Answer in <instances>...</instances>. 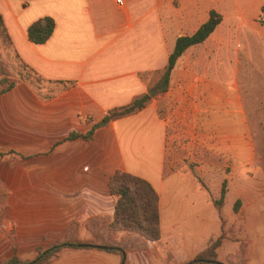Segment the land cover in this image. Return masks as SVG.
Returning a JSON list of instances; mask_svg holds the SVG:
<instances>
[{"label":"crops","instance_id":"1","mask_svg":"<svg viewBox=\"0 0 264 264\" xmlns=\"http://www.w3.org/2000/svg\"><path fill=\"white\" fill-rule=\"evenodd\" d=\"M262 9L264 0H124L122 6L115 0H0L7 37L1 44L19 69L0 75L13 83L0 94V261L13 255V244L20 259H34L37 247L66 234L84 241L101 234L116 246L124 233L106 226L114 212L108 182L116 171L145 180L156 192L160 239L127 248L124 258L99 247L65 248L50 264H167L164 247L174 264L187 263L217 238L213 200L220 190L211 197L183 171L185 162L208 179L216 158L249 163L254 150L238 69L213 72L208 57L191 54L217 32L233 33L230 21L237 22V35L247 36L234 43L236 50H264V38L250 37L264 34L255 21ZM210 11L220 15L219 25L184 51L166 91L155 93L175 40L192 35ZM42 17L54 20V30L35 45L26 30ZM20 66L45 86L24 79ZM142 95L149 97L143 108L95 128L92 139L67 140ZM183 175L193 188L171 185ZM69 224L74 228L66 231Z\"/></svg>","mask_w":264,"mask_h":264},{"label":"rangeland","instance_id":"2","mask_svg":"<svg viewBox=\"0 0 264 264\" xmlns=\"http://www.w3.org/2000/svg\"><path fill=\"white\" fill-rule=\"evenodd\" d=\"M255 21L259 24L258 19ZM230 23L232 24L228 29L233 33L226 35L224 33L226 28L217 32L207 43L195 47L191 58L204 60L208 57L211 60L213 72L227 70L232 74V70L238 69V79L242 87V104L248 120L254 159L249 163L234 164L227 157L216 158L213 161V171L208 179L200 178L199 171L194 169V164L188 162H185L183 171L191 172V175L207 188L211 197L212 194H216L217 189L220 190L222 181L226 180L225 204L223 201L219 214L217 212L220 220L219 235L222 234L223 239L221 245L216 249L215 259L222 264H264V50H236L234 43L238 40L243 41L247 36L237 35L235 33V30H238L237 22L230 21ZM259 36L264 38L263 32L259 30L250 35L254 39ZM1 37L0 31V75L10 76L17 71L18 67L14 66L13 60L7 56L4 45L1 44L3 42ZM228 42L229 48H227ZM222 43H224L223 47H221ZM251 59L253 63L257 64L256 66H252L249 61ZM20 71H22L21 68ZM2 80L6 79L3 77ZM35 85L45 86L41 82H37ZM175 180L171 184L174 187L193 188L186 175ZM218 198L219 195L215 196V200ZM236 200L239 201V205L237 210L233 211ZM196 201L201 202V196L197 195ZM196 206L198 207V205ZM209 212L206 210V218H204L206 221H203V227H207ZM211 216L214 220L215 216ZM195 227H200L199 221L196 222ZM209 229L215 230V227H209ZM132 242L130 237H126L122 240V245L126 247ZM201 242L198 241L199 245ZM221 246L223 248L217 255ZM167 251L169 250L165 247L160 249L164 262ZM180 264H184V262Z\"/></svg>","mask_w":264,"mask_h":264},{"label":"trees","instance_id":"3","mask_svg":"<svg viewBox=\"0 0 264 264\" xmlns=\"http://www.w3.org/2000/svg\"><path fill=\"white\" fill-rule=\"evenodd\" d=\"M264 10L262 9V12ZM221 22V17L214 11L209 12L208 19L203 23L192 35L178 37L175 40L174 48L168 57L167 65L163 75L154 86L155 93L165 92L178 58L182 56L184 51L190 46L202 44L216 29ZM258 22L264 26V16H259ZM54 30V20L50 17H42L32 22L26 30L28 40L40 45L45 43ZM0 31L2 37L7 39L3 25L0 21ZM22 77L30 83H40L41 80L33 74L25 66H20ZM1 83H7V87L0 90V94L10 88L13 83L1 80ZM149 99L147 95H142L134 99L129 105L119 109L111 110L99 123H97L89 132L84 135L71 134L67 140L74 138H82L84 140L92 139L93 131L97 127L106 126L111 120L134 113L144 107L145 102ZM109 193L114 200V212L112 220L106 225L107 228L115 234L124 233L116 246H111L106 243L101 234H94V241L79 240L75 237H66L63 240L47 244L43 247L36 248L34 259H20L16 255L15 246L13 244V255L0 264H50L53 258L58 257L60 252L65 249H90L94 247H110L103 248L106 252L122 255L127 248L142 249L146 242H156L160 239L159 215H158V197L151 185L145 180L133 176L126 172L116 171L108 182ZM226 193V181L221 183L218 200H214L213 204L218 214L223 204ZM239 201L236 200L233 206V211L237 210ZM74 224H69L66 231L72 230ZM130 237L133 242L129 246H123L122 240ZM223 235L220 234L209 245L197 253L193 260L184 264H222L216 258V249L221 245ZM166 263L173 264V258L169 253H166Z\"/></svg>","mask_w":264,"mask_h":264},{"label":"built area","instance_id":"4","mask_svg":"<svg viewBox=\"0 0 264 264\" xmlns=\"http://www.w3.org/2000/svg\"><path fill=\"white\" fill-rule=\"evenodd\" d=\"M123 2H124V0H115V3H116L118 6H122V5H123Z\"/></svg>","mask_w":264,"mask_h":264},{"label":"water","instance_id":"5","mask_svg":"<svg viewBox=\"0 0 264 264\" xmlns=\"http://www.w3.org/2000/svg\"><path fill=\"white\" fill-rule=\"evenodd\" d=\"M99 248H106V249H110L109 247H99ZM122 258H124V253H122Z\"/></svg>","mask_w":264,"mask_h":264}]
</instances>
